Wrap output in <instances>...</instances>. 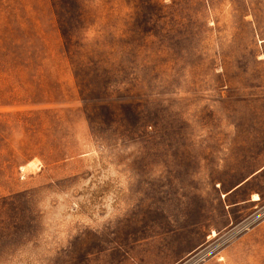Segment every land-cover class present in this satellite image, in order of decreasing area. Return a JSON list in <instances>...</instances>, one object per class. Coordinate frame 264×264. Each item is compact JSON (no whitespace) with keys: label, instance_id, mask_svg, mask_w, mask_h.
Listing matches in <instances>:
<instances>
[{"label":"rangeland","instance_id":"1","mask_svg":"<svg viewBox=\"0 0 264 264\" xmlns=\"http://www.w3.org/2000/svg\"><path fill=\"white\" fill-rule=\"evenodd\" d=\"M263 166L264 0H0V264H264Z\"/></svg>","mask_w":264,"mask_h":264},{"label":"crops","instance_id":"2","mask_svg":"<svg viewBox=\"0 0 264 264\" xmlns=\"http://www.w3.org/2000/svg\"><path fill=\"white\" fill-rule=\"evenodd\" d=\"M261 171H264V166H263L261 169L257 170L256 172H254L252 175L254 176L255 174H257V173H259V172H261ZM249 178H250V177L246 178L244 181H242L241 183H239L237 186H235L234 189L240 188V187L243 186L244 184H249ZM254 194H258V195H259V199H253V197H251V199H250L251 201H259V200L264 199V195H263L262 193H260V192H254V193L252 194V196H253Z\"/></svg>","mask_w":264,"mask_h":264},{"label":"bare ground","instance_id":"3","mask_svg":"<svg viewBox=\"0 0 264 264\" xmlns=\"http://www.w3.org/2000/svg\"><path fill=\"white\" fill-rule=\"evenodd\" d=\"M256 198H258V197H256Z\"/></svg>","mask_w":264,"mask_h":264}]
</instances>
